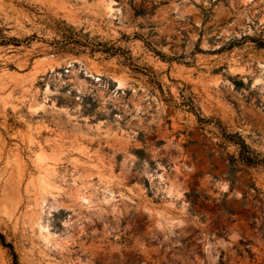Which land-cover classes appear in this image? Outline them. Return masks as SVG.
Listing matches in <instances>:
<instances>
[{
  "label": "rangeland",
  "instance_id": "rangeland-1",
  "mask_svg": "<svg viewBox=\"0 0 264 264\" xmlns=\"http://www.w3.org/2000/svg\"><path fill=\"white\" fill-rule=\"evenodd\" d=\"M0 234V264H264V0H0Z\"/></svg>",
  "mask_w": 264,
  "mask_h": 264
},
{
  "label": "trees",
  "instance_id": "trees-1",
  "mask_svg": "<svg viewBox=\"0 0 264 264\" xmlns=\"http://www.w3.org/2000/svg\"><path fill=\"white\" fill-rule=\"evenodd\" d=\"M10 40L17 41L16 39H10ZM198 121L203 122V119L198 117ZM221 134L226 139L234 141V142L239 144V157H240L242 162H244L245 164H248V165L256 163L254 157L252 156V152L250 151L249 147L243 142V140H241L239 137H235V135H228V134L224 133L223 131ZM0 240H1L2 244L9 247V249L11 250L13 258L15 259V254L12 251V246L9 243H6V244L4 243L3 237L1 234H0Z\"/></svg>",
  "mask_w": 264,
  "mask_h": 264
}]
</instances>
